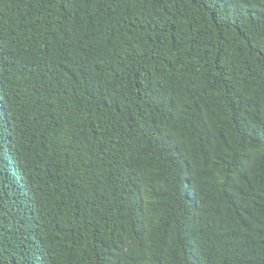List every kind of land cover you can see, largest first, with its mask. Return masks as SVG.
<instances>
[{"label": "trees", "instance_id": "1", "mask_svg": "<svg viewBox=\"0 0 264 264\" xmlns=\"http://www.w3.org/2000/svg\"><path fill=\"white\" fill-rule=\"evenodd\" d=\"M0 264H264V0H0Z\"/></svg>", "mask_w": 264, "mask_h": 264}]
</instances>
